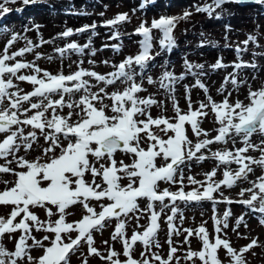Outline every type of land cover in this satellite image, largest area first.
<instances>
[{
	"label": "snow or ice",
	"instance_id": "6c2138e0",
	"mask_svg": "<svg viewBox=\"0 0 264 264\" xmlns=\"http://www.w3.org/2000/svg\"><path fill=\"white\" fill-rule=\"evenodd\" d=\"M17 0H0V17L13 11L7 7V3H16ZM24 6L38 3L39 0H20ZM225 0H213L212 4L197 7L198 12L207 11L211 14L215 8L219 7ZM239 2V0H236ZM143 4L141 8H143ZM23 11V8L16 9ZM135 11V9L133 10ZM102 15V14H101ZM190 15L185 11L182 17L161 16L159 19H153L151 26L141 23L135 30L142 34L144 39L140 41V51L135 56L126 57L118 65H115V71L102 75L96 71L84 69L77 66L75 72L67 75L62 72L52 74L47 70L39 68L34 62H26L15 60L16 57L23 56L25 52H31L33 47L31 41L28 44L12 52L9 55V49L13 43L19 38L18 34H13L6 42L3 52L0 53V103L5 98L8 100V107L0 109V133L6 135L0 140V158H6L9 155L16 162L22 171H16L9 167L12 160H8L5 165H0V173H11L15 176V181H3L5 188L0 190V205H11V211L7 218L0 216V236L4 234L15 233L21 231V235L16 239L14 249L7 251L0 245V264H20V261H27V264H69V255L74 253L80 246L81 242L88 245V254L100 256L102 260L110 261V264H151L145 252L140 255L144 257L142 261H138L132 256V249L136 242H141L146 251L150 252L151 247L156 242L155 236L159 229L158 220L164 208L169 205L165 204V198H168L172 204V215L167 216L169 230V253L167 259H162L158 254L152 253V259L159 261L160 264H169L174 258L179 261L181 257L175 256L178 251L173 246L171 236L179 235L173 223V219L178 212L175 202L181 200L184 202L210 200L214 203H239L247 206L250 210L264 213V175L258 177L255 181H249L251 187L241 188V200L232 201L228 197H223L221 201H217L213 196L214 192L220 190L221 185L231 188L241 178L246 179L247 175L252 172L251 165L258 164L264 166V140L261 145L251 143V137L254 133L264 134V86L253 90L248 89L246 97L248 103L237 99L234 103H230L229 97L225 96L219 103L212 100L208 96V103L201 102L198 108L193 109L190 98L188 99V111L182 112L177 104H173L176 112L175 122H170L169 118L160 116L153 118L147 111L156 103L151 97L140 98L137 94L143 89L140 84L136 83L134 76V66H140L143 69L149 61L154 57L150 54L152 48V29H158L163 33L160 40L161 47L171 48L174 45L172 36L173 28L178 19L187 18ZM128 19L127 13H118L113 19L104 23L114 26ZM38 28V25H33ZM95 24L85 25L76 29L75 32H85L89 28L94 29ZM74 33L71 28L66 29L59 35L61 37H70ZM119 33H115L114 37H118ZM249 37V40H253ZM249 40L244 41L245 45ZM42 43H47L42 41ZM89 44L78 45L75 42L68 43L64 48L56 49L63 57L68 50L75 52H83L88 48ZM115 47V46H114ZM239 50V49H238ZM36 58H40V54H36ZM51 59V57H49ZM15 60V63L9 61ZM82 63V62H81ZM94 63V61H89ZM105 63H108L105 61ZM186 63V67L191 70L193 67L202 68V65H191ZM235 68L250 66L255 68L254 64L245 65L235 63ZM225 67L220 60L213 65V68ZM22 69H30L31 74L17 75ZM42 74V75H41ZM7 76V79H5ZM13 77L19 81H27L33 85V90L24 94L20 91L9 92L8 90L15 87ZM84 77L94 78L97 82H104L107 85L114 84L117 80H125L128 83L123 91L105 92V88H99L98 92L91 91L89 80ZM182 78V77H179ZM178 77L173 73L165 71L160 77V86L162 88H170ZM231 80L233 85L242 83L237 80L234 73H230L225 77V81ZM148 83H153L151 77H148ZM194 87H200L207 92V88L199 80L196 81ZM187 90V86H186ZM223 85L218 91H223ZM79 100H72V94L81 93ZM66 94L69 99H65ZM53 96H59V99H53ZM39 98L36 102H32L31 98ZM107 97L112 101L111 105L104 104ZM22 102H29L28 108L21 107ZM100 106L97 107L96 105ZM67 107L70 111L66 116L58 114V109ZM211 109L215 114L216 123L219 127L216 129L217 134L211 139H199V137H208L209 133L200 127L201 118L206 117L208 113L204 111L206 108ZM110 108L113 113L111 116L106 114V109ZM71 109H79L72 111ZM51 112V115H46ZM31 112V115L28 113ZM77 119L72 121V117ZM23 116V119H21ZM138 116H145L146 119H137ZM190 124L194 136L198 139L193 142L186 135L184 125ZM23 126H31L32 131L25 134ZM164 127L161 128L160 126ZM13 126H16L13 128ZM151 126L159 128L165 135L169 131L173 135L167 139L157 135L152 131ZM36 129L43 135L48 146L44 148V154L55 153L56 148H60L59 155L53 154L46 162L41 163L40 158L29 161L22 156H17L16 151L23 146L25 150L32 147V143L36 141ZM141 133L146 134L148 147H141ZM61 136L68 141L64 146L61 143ZM70 137L74 139H70ZM240 138L242 147L233 150H223L210 152V156L218 161L219 165H228L236 163L239 167L234 173L225 168L223 178L219 181L213 180L216 175V169L205 173V180L198 181L192 176L187 179L190 184L199 185V188H193L191 191H184V175L181 166L186 161L195 159L203 161L209 158V155L201 153L202 149H207L211 144L216 142H227L231 139L235 145L236 139ZM21 143H17V140ZM95 145L93 148L92 145ZM252 150L261 152L260 159H254L246 153ZM122 151L133 155L134 159L131 164H125L119 161V166L114 158V153ZM89 154L96 158V161L107 157V164L101 163L99 168L89 161ZM199 154V155H198ZM163 157L165 163L157 166L156 159ZM91 172L92 182L88 183L84 179V174ZM179 173L180 179L176 180ZM123 174V175H121ZM96 177H100L102 183H96ZM127 178V185H121L120 181ZM158 181H168L170 183H179L180 187L173 192L169 189L158 190ZM9 183L12 184L8 187ZM74 185V186H73ZM202 189V190H200ZM245 193H249L247 199H243ZM147 198L149 203L143 210L139 209L138 199ZM107 199L108 204H101L100 211H96L90 206L89 201H101ZM154 201L161 203V212L154 210ZM258 201L257 207L254 202ZM81 204L85 215L78 221L67 222L66 210L75 204ZM48 205L55 206L56 213ZM34 207H42L46 211V215L50 218L58 213L57 219L41 221L38 216L30 210ZM142 211L150 212L149 224L144 228L143 232H133L130 237L125 235V221L120 219L121 216L127 217L130 213ZM231 216L230 210H226L222 218H217L215 208L213 209V223L217 235L210 240L207 229L200 225L195 230L184 229L187 233L184 237V243H190L189 237L195 235L202 241V247L199 251H193L189 248L183 257L185 260L192 261L198 258L201 264H222L217 255V250L221 247L226 250L230 257L229 264H247L244 253L248 252L254 246H258L257 239L253 238L249 244L241 247L238 251L231 247L227 239L221 238L220 233L222 224L227 228L228 218ZM17 218H19L17 220ZM112 218H116L117 223L112 233V239H120L123 245V255L126 257L124 261L113 259L117 257V253L112 248L107 250V256L93 246L94 239L92 232L101 230L105 223ZM139 220V216L136 217ZM181 219L183 216L181 215ZM31 222V224L29 223ZM244 223V216L241 215L236 219V226L233 228L237 235H241L237 228ZM261 224H264V216L261 217ZM140 227L139 225H137ZM247 227V224L244 223ZM33 227L37 230H44L54 234L50 245L45 246L42 241H48L50 238L45 235L42 240H37L31 235ZM75 231L77 235L72 238L71 232ZM31 239L32 245L27 244ZM67 240V242H66ZM107 244V241L104 242ZM43 249V254L38 258L33 257L29 249L31 247ZM84 264H87L85 261Z\"/></svg>",
	"mask_w": 264,
	"mask_h": 264
},
{
	"label": "rangeland",
	"instance_id": "374dc122",
	"mask_svg": "<svg viewBox=\"0 0 264 264\" xmlns=\"http://www.w3.org/2000/svg\"><path fill=\"white\" fill-rule=\"evenodd\" d=\"M20 1V0H18ZM94 2L88 3L89 6H84L82 9L78 8L76 13H69L67 10H71L73 8H69L70 6H63L59 10L55 9V14L65 15L68 17H75L77 19L86 17L85 20L93 19V23L101 29H95L92 32H89L87 35H80L78 39H84L80 41V45L89 44V47L84 49L83 52H75L72 50H68L65 55L62 57L59 52H53L54 47H49V45H42V47H33L31 52H25L23 56L16 57L15 60H21L26 62H34L39 68L43 70H47L52 74H57L62 72L67 75L71 72H75L77 70V66L84 69H89L96 71L99 74L107 75L110 72L115 71V65H118L122 62L126 57L135 56L138 54L140 49V41L144 39L142 34H138L135 30L140 26L141 23H145L146 26L150 27L153 19H159L161 16H171V17H182L185 11L189 12L190 15L184 19H178L176 21L175 27L172 31V36L174 39V47H176L177 57L172 61L171 64H167L165 61L159 63V61L152 60L148 62V66L145 70L139 69V73L134 76V80L136 83L140 84L142 87V91L137 95L140 98H148L151 97L156 101L147 111L153 118H157L160 116L166 117L170 119V122H175L176 112L173 108V104H177L182 112L186 113L188 111V99L190 98L192 102L193 109L198 108L201 102L208 103V96H211L212 100L219 103L224 99L225 96L229 97L230 103H234L237 99L242 100L244 103H248L246 97L248 95V89L251 87L253 90L259 89L261 86H264V79H261V75L259 77V81L255 83L249 82L247 85H241L237 88L229 87L228 81H225V77H228L230 73H234L237 77L238 81L246 82L244 74L240 72V70H247V68H235L233 65L235 63L244 62L246 64H251L252 60H258L259 62L263 61V58L259 56V54H264V1H260L256 6L248 7L250 4H246L241 6L242 13H239V17L245 15L244 19L238 18L237 27L235 29H231L228 24H221V26L209 24L210 20H215L217 17H226L227 14H222V10L226 9V4H221L219 7L215 8L214 11L209 14L207 11L198 12L197 7H203L207 4H212L213 0H202L203 3H200V0H184V4L174 2L172 6L175 8L168 9L167 7L158 8V10L148 11L146 9L139 10L136 6L131 5L127 7L124 5L122 0H93ZM160 0H157V2ZM169 1V0H162ZM179 1V0H178ZM192 1V2H191ZM56 0H46L43 4L45 6L53 7V3ZM12 3H7L8 6H11ZM164 6L165 3L163 2ZM231 6L238 5V2L230 0ZM161 5H157L160 7ZM156 7V8H157ZM75 8V7H74ZM135 9V11H133ZM252 10H256L258 14L253 16ZM66 10V11H65ZM118 13H127L128 19L124 22H120L114 26L106 25L104 22L107 20L113 19ZM102 14V15H101ZM7 15L3 18L7 19ZM14 23H18V19H13ZM222 22V21H221ZM90 24L91 23H87ZM118 25L120 27H118ZM6 26L4 31L0 32V53L3 52L4 46L6 42L12 37L13 34H18L19 38L13 43V45L9 49V55L12 52L18 51L21 48H24L28 41L32 42V45H36L38 41L35 38L31 37L28 32L24 30H15L9 28L7 22H4ZM101 26V27H100ZM83 27V26H82ZM64 28V27H63ZM115 28V30H113ZM72 29V28H71ZM65 31V29L61 30V33ZM115 33H119L118 37H114ZM253 37V40H249V37ZM89 37L91 39H89ZM151 43L153 50L150 49V54L153 56L157 48L160 46V40L163 38V33L158 29H152L151 31ZM65 39L61 40V44L57 43L58 48H64L66 44L72 43L73 39H77L76 35H73L72 38L64 37ZM249 40L248 44L245 45L243 42ZM115 46V47H114ZM119 48V49H117ZM215 48V49H213ZM239 49V50H238ZM52 51V52H51ZM208 51H211L210 54ZM40 54V58H36V54ZM51 57V59H49ZM242 57V58H241ZM241 59V60H239ZM15 60L9 61V63H15ZM220 60L225 67L214 68L213 65ZM89 61H94V63H89ZM107 61L108 63H105ZM191 65H202V68L193 67L189 70L186 67V62ZM82 62V63H81ZM159 63V64H158ZM230 68V71L228 69ZM249 69V68H248ZM254 69H249L245 74L250 73ZM171 72L178 79L175 80L173 84L170 85V88H162L160 86V77L165 72ZM256 72V71H255ZM254 72V73H255ZM20 74H31L30 69H22L17 75ZM42 75V74H41ZM148 77H151L153 83H148ZM182 77V78H179ZM7 79V76H5ZM13 79V84L15 87L9 89L8 91L14 92L19 90L20 94H24L27 92H31L33 90V85L27 81H19ZM84 79L89 80L91 85V91L98 92L99 88L104 87L105 92L111 93L113 91H123V89L128 86L127 81L121 79L117 80L112 85H107L104 82H97L94 78L84 77ZM199 80L204 86L207 88V92L200 87H194L196 81ZM223 85L224 90L218 91L221 89ZM187 86V90H186ZM229 87L226 92L225 88ZM212 87V88H211ZM234 89V90H233ZM239 92V93H237ZM244 94L245 97L242 99L239 98V94ZM81 93H75L71 95L72 100H79ZM39 98L33 97L31 98L32 102H36ZM53 99H59V96H53ZM65 99H69V96L66 94ZM112 101L105 97L104 104L111 105ZM97 107L100 105L97 104ZM8 107L7 98L4 99L2 103H0V109ZM23 108L29 107V102H22L21 105ZM72 111H79V109H71ZM58 114L66 116L70 111L69 108L64 107L63 109H58ZM204 111L208 113L206 117L201 118L200 127L206 130L208 133H213L215 129L219 127L215 120V114L211 111L210 108H206ZM32 113L29 112L28 115ZM106 114L111 116L113 113L111 109H106ZM46 115H51V112ZM23 119V116H21ZM77 117L74 115L72 117V121H75ZM137 119H146L145 116H138ZM204 124H210L208 126H204ZM16 126H13L15 128ZM25 134L28 131H32L31 126H23ZM161 128L164 126L161 125ZM186 130V135L189 139L195 142L198 138L194 136L190 124L184 125ZM152 131L157 135L167 139L168 136L173 135L171 131L165 135L160 131L159 128L155 126H151ZM37 134V139L32 143V147L30 149L25 150L23 146H21L17 151V156H22L29 161L36 160L38 157L40 158V162H46L49 157L53 154L59 155L60 148L55 149V153L44 154V148L48 146V142L44 140L43 135L40 133L38 129L35 130ZM5 133H0V140L3 139ZM207 137L201 136L199 139H205ZM212 138V137H211ZM61 143L66 146L68 141L65 140L61 136ZM70 139H74L70 137ZM264 140V134L259 132L254 133L251 137V143L261 145V141ZM17 143H21L18 139ZM148 140L146 134L141 133V147L145 149L148 147ZM232 144V146H230ZM241 139L237 138L235 145L232 140L226 142H216L211 144L207 149H202L201 153L205 155H209L210 152H215L217 150L223 151L233 150L234 148L242 147ZM94 148L95 145L93 144ZM264 147V145H261ZM199 155V154H198ZM246 155L253 157L254 159L261 158V152L259 150H252L246 153ZM89 161L99 168L101 163L107 164V157L96 161V158L89 154ZM114 158L117 161L119 166V161H123L125 164H131L133 162V155L130 153H125L122 151H117L114 153ZM8 160H12V163L8 165L9 167L15 169L16 171H22L26 169H20L17 167L16 162L12 159V156L9 155L6 158H0V165H5ZM157 166H161L165 163L163 157H158L156 159ZM238 165L236 163H231L228 165H219L218 161L215 158H212L209 155L208 159L203 161H197L195 159L186 161L185 164L181 166L184 175V191H191L193 188H199V185L190 184L187 177L192 176L198 181L205 180V173L210 172L212 169H216V175L213 177V180L219 181L223 178V172L225 168L230 169L233 173L238 170ZM252 172L247 175V178H241L233 185L231 188L225 187L221 185L220 190L218 192H214L213 196L217 201H221L223 197H228L232 201L241 200L239 193L241 188H249L251 184L249 181H255L258 177L264 175V166H260L258 164L251 165ZM123 175V174H121ZM84 179L86 182H92V174L91 172H86L84 174ZM180 176L179 173L176 175V180L179 181ZM3 181H15V176L11 173H0V190L5 188V184ZM96 183H102L100 177H96ZM121 185H127V178H123L120 181ZM12 184L9 183L8 187H11ZM74 186V185H73ZM158 190L162 191L164 189H169L170 191H177L180 187L179 183H170L168 181H158L157 182ZM202 190V189H200ZM249 193H245L243 199H247L249 197ZM139 209L143 210L147 207L149 201L147 198H139L138 199ZM90 206H92L96 211L100 210L101 204H108L110 201L107 199L96 201H89ZM165 204L169 206L163 209L161 212V203L159 201H154V210L157 212H161V215L158 220L159 229L156 233L155 240L159 243V247H156L155 244L152 245L151 251L147 252L144 245L141 242H137L132 249V256L134 259L138 261H142L144 257L140 255L141 252H145L148 256L151 264H160L159 261L152 259V253L158 254L162 259H167L169 253V230L167 223V216L172 215L171 207L172 204L169 202L168 198H165ZM254 204L258 207L259 202L255 201ZM175 206L178 209L176 213L173 223L176 226L177 230H179L180 234L171 236V240L173 242V246L177 247L178 251L175 253V256L181 257L179 261L175 258L169 262V264H201V261L198 258H193L192 261L185 260L183 257L185 256L187 250L191 248L193 251H199L202 247V241L195 235L189 237L190 243H184V237L187 235L184 232V229H193L195 230L200 225H203L208 233L210 240H213L217 235L215 232V227L213 223V209L215 208V215L217 218H222L223 214L226 210H230L231 216L228 218V227L224 228L221 224L220 227L222 229V233H220L221 238L227 239L235 250H239L241 247L250 243V241L255 238L258 241V246H254L248 252L244 253V258L247 261V264H264V224L260 223L261 217L264 216V213H259L253 210H250L247 206L239 203H225V202H217L214 203L210 200H201V201H190L184 202L181 200H177L175 202ZM48 207L52 208L53 213H56L55 206L48 205ZM11 205H0V216L7 218L8 214L11 211ZM30 210L34 212L41 221H45L51 219L55 221L57 219L58 213L53 215L52 217H48L46 215V211L42 207H34ZM66 221L74 222L78 221L82 218L86 212L82 209V205L77 203L73 206H70L67 210ZM181 215L183 219H181ZM241 215L244 216V223L247 224V227L242 223L237 231L241 235H237V232L233 231V228L236 226V219ZM137 216H139V220H137ZM149 216L150 212H142L137 211L130 213L127 217L121 216L120 219L125 221V235L130 237L133 232H143L144 228L149 224ZM251 217V218H250ZM250 218V219H249ZM19 218H17L18 220ZM31 224V222H29ZM117 220L116 218H112L107 221L104 227L99 231H93V246L96 247L100 253L104 256H107V250L112 248L118 254L117 257L113 259H119L124 261L126 257L123 255V245L119 238L116 240L112 239V233L115 229ZM139 225L140 227H138ZM21 235V231L17 230L15 233L4 234L0 236V245H2L7 251H12L14 249V245L16 239ZM32 236H34L37 240H42L45 235L49 236L48 241H42L45 246H49L51 239L54 238V234L50 232H46L44 230L37 231L34 227L32 229ZM70 235L72 238H75L77 233L75 231L71 232ZM107 241V244L104 242ZM67 242V240H66ZM27 244L32 245V240L29 239ZM30 254L38 258L43 254L42 248H37L35 246L29 249ZM217 255L219 259L222 261V264H229L230 257L223 247L217 250ZM110 264L108 260H102L100 256L97 255H89L88 254V245L84 242H81L79 248L69 255V264ZM20 264H27V261H20Z\"/></svg>",
	"mask_w": 264,
	"mask_h": 264
},
{
	"label": "bare ground",
	"instance_id": "6f19581e",
	"mask_svg": "<svg viewBox=\"0 0 264 264\" xmlns=\"http://www.w3.org/2000/svg\"><path fill=\"white\" fill-rule=\"evenodd\" d=\"M101 1H105V0H101ZM124 2V5H126L127 7H130L131 5H134L137 7V9L140 10V7L138 5H142V0H122ZM177 1V2H176ZM184 0H169V1H158L156 3H148V4H143V8L142 9H146L148 11H153V10H158V8H162V7H167L168 9H172L175 8V6L173 3H182L184 4L185 2H183ZM44 2H46V0H43V4ZM94 2L93 0H56L55 3H53V7L51 6H45L42 3V0L39 1L38 3L35 4H30L28 6L22 7L23 11H16V6L19 7L20 4H22L21 2H16V3H12L11 6L6 5L7 7H9L10 9H13V11H11L10 13L6 14L8 17V20H2L1 21V25H4V22H7L9 28L12 29H17L19 30H24L25 32H28L30 34L31 37L35 38L36 41H38V43H36V45H38L39 47H42V45H49V47H54L53 52H57L56 49H58V45L57 43L61 44V40L65 39L64 37H61L59 34L61 33V30L63 29H68V28H72L74 30L73 35H76L77 39H73L75 41V43H77L78 45H80V41H83L84 39H78V37L80 35H87L89 32H92L95 29H101L99 27H95L94 29L89 28L87 31L85 32H75L76 29L82 28V26L85 25H90L87 23H93V19H89V20H85L86 17H83L82 19L79 18H73V17H68L65 15H59V14H55V9L59 10L60 8H62L63 6H70L69 8H73L71 10H67L69 13H76L77 9L80 8L82 9L84 6H89L91 3ZM163 2L165 3L166 6L162 5ZM192 2V1H191ZM146 3V2H145ZM200 3H203L202 0H200ZM84 5V6H83ZM157 5H161L160 7H157ZM243 6V5H241ZM240 5H236V6H231L230 4H227L225 7V10H222V14H227L225 15L226 17L222 16V17H217L215 20H210L209 24H213V25H217V26H221V24H228L229 27L231 29H235L237 27V23H238V18L244 19L245 15H243L242 17H239V13H242V8ZM254 5H248V7H252ZM75 7V8H74ZM157 7V8H156ZM246 6H244L243 8H245ZM21 8V7H20ZM19 8V9H20ZM66 11V10H65ZM250 11H252L253 16H255V14L257 15L258 12H256V10H252L250 9ZM5 17V16H4ZM4 17H0V20ZM13 19H18V23H14ZM222 21V22H221ZM33 25H38V28L33 27ZM64 27V28H63ZM101 27V26H100ZM118 27H120L118 25ZM117 28V25H116ZM115 30V28L113 29ZM72 35V36H73ZM72 36H70V38H72ZM89 39H91L89 37ZM42 41H46L47 43H42ZM215 49V48H213ZM153 50V48H152ZM174 49H167V48H162L161 46H159V48H157L155 55H153V59L152 60H156L159 61V63H161L162 61H165L167 64H171L173 60L176 59L177 57V53L175 52ZM52 52V51H51ZM211 51H208V53L206 54H210ZM259 56H261V58H263L262 62H259L258 60H252L251 64H246L244 62H242L241 64H245V65H252L254 64L256 67H250V66H246V67H241V68H247V70H240L241 73L244 74L245 80L246 82L240 83L238 85H233L231 83V80L228 81V86L229 87H233V88H237L238 86L241 85H247V83H255L256 81H259V77L260 75L262 76L261 79H264V54H259ZM242 58V57H241ZM151 60V61H152ZM241 60V59H239ZM150 62V61H149ZM158 63V64H159ZM148 66L147 65L142 69L145 70ZM139 69H141L140 66H134V71L135 73H139ZM254 69L252 71H250V73L245 74L246 71H249V69ZM240 69V68H239ZM213 70H215L213 68ZM228 71H230V68L228 69ZM256 71V72H255ZM255 72V73H254ZM225 88V91H227V89H229V87ZM212 88V87H211ZM234 90V89H233ZM239 93V92H237ZM245 97V95L239 94V98H243ZM240 100V99H239ZM242 101V100H241ZM210 108V107H209ZM210 124H204V126H208ZM217 134L216 129L213 131V133H209L208 135V139H211V137H214ZM230 140V139H229ZM227 140V144L228 141ZM232 146V144L230 145ZM251 218V217H250ZM249 218V219H250Z\"/></svg>",
	"mask_w": 264,
	"mask_h": 264
},
{
	"label": "water",
	"instance_id": "95a60500",
	"mask_svg": "<svg viewBox=\"0 0 264 264\" xmlns=\"http://www.w3.org/2000/svg\"><path fill=\"white\" fill-rule=\"evenodd\" d=\"M236 1V0H234ZM257 1H261V0H239L240 3H255Z\"/></svg>",
	"mask_w": 264,
	"mask_h": 264
}]
</instances>
